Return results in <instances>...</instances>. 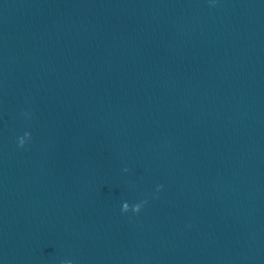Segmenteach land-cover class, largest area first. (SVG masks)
Masks as SVG:
<instances>
[{"label": "water", "instance_id": "obj_1", "mask_svg": "<svg viewBox=\"0 0 264 264\" xmlns=\"http://www.w3.org/2000/svg\"><path fill=\"white\" fill-rule=\"evenodd\" d=\"M0 264H264V0H0Z\"/></svg>", "mask_w": 264, "mask_h": 264}, {"label": "clouds", "instance_id": "obj_2", "mask_svg": "<svg viewBox=\"0 0 264 264\" xmlns=\"http://www.w3.org/2000/svg\"><path fill=\"white\" fill-rule=\"evenodd\" d=\"M31 139V135H30V133H25L24 134V137H21L20 139H19V144H18V146L20 147V148H24L25 147V143H26V141L27 140H30ZM125 171H127V169H125ZM162 187L163 186H159L158 188H157V192H159V191H161L162 190ZM144 203H146V201H144V202H141L140 204H136V205H134V206H132L131 208H130V206H129V204L128 203H123V205H122V209H121V211H122V213H124V214H126V213H128L129 211H132L134 214H139L140 212H141V210H142V207H143V204Z\"/></svg>", "mask_w": 264, "mask_h": 264}]
</instances>
